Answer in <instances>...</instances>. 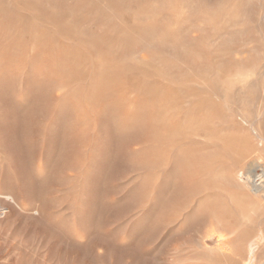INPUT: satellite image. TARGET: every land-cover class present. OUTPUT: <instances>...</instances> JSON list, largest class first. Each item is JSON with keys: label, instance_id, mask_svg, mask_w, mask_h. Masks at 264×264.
<instances>
[{"label": "rangeland", "instance_id": "1", "mask_svg": "<svg viewBox=\"0 0 264 264\" xmlns=\"http://www.w3.org/2000/svg\"><path fill=\"white\" fill-rule=\"evenodd\" d=\"M250 244L264 261V0H0V264Z\"/></svg>", "mask_w": 264, "mask_h": 264}, {"label": "bare ground", "instance_id": "2", "mask_svg": "<svg viewBox=\"0 0 264 264\" xmlns=\"http://www.w3.org/2000/svg\"><path fill=\"white\" fill-rule=\"evenodd\" d=\"M257 137H258V135H257ZM261 137V136H260ZM261 140V139H260ZM245 178V177H244ZM247 179H249V177L247 178ZM257 183V182H256ZM254 184H255V182H254ZM254 184H251L250 185V183H249V185H250V188H251V191L253 192V193H255V194H258L259 193V190H258V187H256ZM248 185V184H247ZM259 186V185H258ZM256 246H258V245H256V244H250V246H249V254H250V256H251V258L249 259V262L247 263V264H253V259L254 258H252L254 255H255V251H256ZM255 260V259H254ZM259 264H264V261H262L261 263H259Z\"/></svg>", "mask_w": 264, "mask_h": 264}]
</instances>
